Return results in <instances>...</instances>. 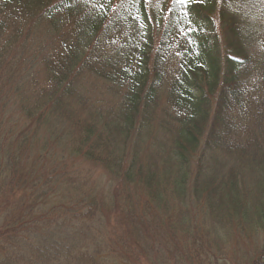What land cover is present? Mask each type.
<instances>
[{"label": "trees", "instance_id": "trees-1", "mask_svg": "<svg viewBox=\"0 0 264 264\" xmlns=\"http://www.w3.org/2000/svg\"><path fill=\"white\" fill-rule=\"evenodd\" d=\"M0 264H264V0H0Z\"/></svg>", "mask_w": 264, "mask_h": 264}, {"label": "snow or ice", "instance_id": "snow-or-ice-1", "mask_svg": "<svg viewBox=\"0 0 264 264\" xmlns=\"http://www.w3.org/2000/svg\"><path fill=\"white\" fill-rule=\"evenodd\" d=\"M176 2H179L181 4H185V3H188L189 0H176Z\"/></svg>", "mask_w": 264, "mask_h": 264}]
</instances>
